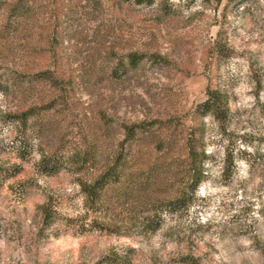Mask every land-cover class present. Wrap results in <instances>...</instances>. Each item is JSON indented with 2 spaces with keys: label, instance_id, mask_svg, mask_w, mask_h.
<instances>
[{
  "label": "rangeland",
  "instance_id": "374dc122",
  "mask_svg": "<svg viewBox=\"0 0 264 264\" xmlns=\"http://www.w3.org/2000/svg\"><path fill=\"white\" fill-rule=\"evenodd\" d=\"M0 264H264V0H0Z\"/></svg>",
  "mask_w": 264,
  "mask_h": 264
},
{
  "label": "trees",
  "instance_id": "16d2710c",
  "mask_svg": "<svg viewBox=\"0 0 264 264\" xmlns=\"http://www.w3.org/2000/svg\"><path fill=\"white\" fill-rule=\"evenodd\" d=\"M125 2H134L137 4H150L152 0H123ZM25 5L21 3V1L13 3L10 7L8 12L9 13H23L25 12L24 9ZM217 55L225 58L227 57V49L225 47H218L216 51ZM144 55L139 54L137 52L129 53L127 55L128 59V65L135 68L139 65V63L143 60ZM42 73H47L46 71H43ZM47 80L51 82V85L54 84V82H58V79H55L54 74L48 73ZM57 80V81H56ZM36 107L30 106L26 110L20 111L18 113H15L14 115H11L13 118V122L18 123L19 125H26L29 118L33 117L35 115ZM196 114L201 116L209 115L215 120L220 126H223L225 122L227 121L228 116V100L225 93H223L220 89L217 88H211L210 86H207L205 90V99L200 104L197 105L195 109ZM126 129V135L127 137L131 138L134 135V127H127ZM22 154L21 156H24V153H26V148L23 146L21 148ZM187 152H188V162H187V169L188 172L191 174V177L193 178V185L198 186L199 183H201V180L203 178V164L204 161L207 158V155L205 153L204 145L202 140H196L193 139L189 141L187 144ZM47 157H42L43 162L47 161ZM123 158L121 157H115L113 160V163L110 165L108 164L107 167H105L104 171L96 178L94 179L93 183L91 185L87 184H81L82 192L88 197V198H96L99 196L100 192L106 187L108 182L117 176L119 174V171L121 168L120 161ZM122 164V163H121ZM56 170V169H54ZM14 176L9 175L8 177ZM177 201H179L177 199ZM174 201H170V205L173 204Z\"/></svg>",
  "mask_w": 264,
  "mask_h": 264
}]
</instances>
